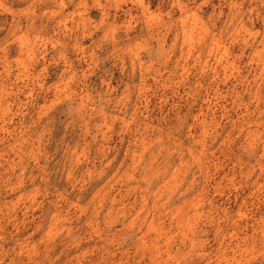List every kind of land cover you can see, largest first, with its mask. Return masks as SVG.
<instances>
[{
    "label": "rangeland",
    "instance_id": "374dc122",
    "mask_svg": "<svg viewBox=\"0 0 264 264\" xmlns=\"http://www.w3.org/2000/svg\"><path fill=\"white\" fill-rule=\"evenodd\" d=\"M0 264H264V0H0Z\"/></svg>",
    "mask_w": 264,
    "mask_h": 264
}]
</instances>
